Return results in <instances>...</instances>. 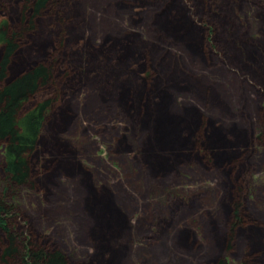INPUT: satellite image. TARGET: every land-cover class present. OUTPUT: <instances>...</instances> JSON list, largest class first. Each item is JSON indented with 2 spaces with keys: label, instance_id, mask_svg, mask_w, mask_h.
<instances>
[{
  "label": "rangeland",
  "instance_id": "374dc122",
  "mask_svg": "<svg viewBox=\"0 0 264 264\" xmlns=\"http://www.w3.org/2000/svg\"><path fill=\"white\" fill-rule=\"evenodd\" d=\"M218 1L53 0L36 32L22 34L9 75L52 63L43 94L59 97L33 154L30 183L5 193L0 141L10 234L27 232L24 239L57 249L68 264H264V79L226 57L225 35L214 39L227 24L216 17L224 12ZM24 2L0 0V18L12 29L24 27ZM236 13L248 36L264 42V0H244ZM245 53L252 72H264L261 53ZM193 104L207 117L191 112ZM166 114L183 117L187 128L167 144L158 136ZM169 149L176 150L174 165L158 156ZM50 151L79 175L48 183ZM190 154L198 161L182 164ZM84 180L123 215L106 237L85 211ZM237 208L249 220L234 230ZM185 230L192 231L188 246L181 244ZM8 240L0 228V252Z\"/></svg>",
  "mask_w": 264,
  "mask_h": 264
},
{
  "label": "trees",
  "instance_id": "16d2710c",
  "mask_svg": "<svg viewBox=\"0 0 264 264\" xmlns=\"http://www.w3.org/2000/svg\"><path fill=\"white\" fill-rule=\"evenodd\" d=\"M24 1L25 2L21 6L22 17L20 18V20L24 22V27L12 29L8 18H0V141L4 142L3 170L6 174L7 184L4 193L5 191L8 192L10 188L30 183V179L32 178V163L34 162L32 161L33 154H39V139L45 130L48 131L49 118L50 120L55 118L54 116L49 117V115L52 107L55 106V101L57 102L58 100L57 97H59L58 95L54 96L53 94H43L44 87L52 84L54 78V66L52 63H38L21 74L13 77L9 75L10 57L18 48L22 34L24 35L26 31L31 30L36 32V20L41 17L46 9H48L49 5L53 4V0ZM218 2L220 3L221 10L224 12L223 14L222 12H216V17H226L227 24L224 29L223 27L221 28L218 35H215V37L213 36L214 39L218 36L220 37L222 34L225 35V42H223V44L227 43L224 44L226 57L229 60L237 62V65L239 63L241 70H251L252 75L260 77V80L264 79V72L260 74H257L256 72L253 73V68L248 66V62L245 60L246 48L257 49L261 53V56L264 57V42L251 39V37L248 36L245 26L239 21L236 10L241 9L244 0H219ZM209 23L214 24L216 23V20L211 18V22ZM155 26L159 27L158 21L154 23V27ZM210 29V35L215 34L214 29L211 27ZM177 30H179V28H177ZM232 45L235 47L233 48ZM109 51L114 55L116 47L110 46L108 48V52ZM111 66L113 65L110 63L106 66L98 64V67L105 69H109ZM149 115L151 114L149 113ZM166 115V121H161L164 134L159 131L158 127L155 130L153 129L154 133L157 130L159 131L158 136H161L160 140H163L162 143L165 144L168 143L166 139L174 137V134L176 135L175 131L181 130L185 133L187 130V128H184L183 126L186 120L182 123L180 122L183 121L184 118L179 117L180 119L178 120L170 114ZM137 120L138 117L136 121ZM175 125H179V128L176 129ZM225 138L224 140H226ZM176 140L179 141L180 138ZM182 141H184V139L179 142L181 149H188L187 146H185V142L182 143ZM169 146L171 147L172 145L170 144ZM169 146L164 145L163 147L165 148ZM204 147L205 146H202L203 149H205ZM171 149L173 148L171 147ZM161 152L163 153L162 150ZM165 152V155L159 153L158 156L169 159H166L168 163H174L177 159L175 156L176 150L169 149ZM48 155L50 158H47ZM181 156H184V154H181ZM45 159L51 160L52 157L50 154H47V156L44 157V160ZM39 160L40 159H37V162H40ZM37 173H39L38 169ZM43 187L45 188L46 184H44ZM87 207L89 210H93L92 214L95 224L97 223L95 227L97 233L99 232L104 235V233L113 230L116 227V224H121L117 222L118 220L115 216L104 215V218H109L108 222L113 221V223L109 226L100 227L98 226V208L92 203H89ZM12 219L14 220L13 213L7 211L2 198L0 197V228L9 233L10 236V240L6 241V245L0 252V260L3 264H68V260L59 253L57 249H51L48 244L39 242L38 239L36 240L33 238L35 241L30 240V242L24 239L23 234L26 235L27 232L16 234L14 233V230L12 231V234H10L11 231L7 224L10 223V220ZM248 220L247 217L241 213L240 208H237L233 222V229L235 230L236 227L244 225L245 223L248 224ZM247 231L249 230L247 229ZM93 236L95 239V234ZM104 237L106 236L104 235ZM109 248L113 249L111 246H109ZM110 262H112V260Z\"/></svg>",
  "mask_w": 264,
  "mask_h": 264
},
{
  "label": "flooded vegetation",
  "instance_id": "af4514ba",
  "mask_svg": "<svg viewBox=\"0 0 264 264\" xmlns=\"http://www.w3.org/2000/svg\"><path fill=\"white\" fill-rule=\"evenodd\" d=\"M189 110L191 112H193V113H199L200 116H202V118L203 117H207V115L205 114V112L197 104H193L192 108H190ZM214 119L215 118H212L210 120L211 121H214ZM184 121L185 120L181 121V123L184 122ZM212 124H214V122H212ZM151 131H152V129L150 127H148L147 133H149ZM57 153L59 155H56L55 153H51L52 154L51 155L52 156V159H51L52 161H51V164L49 165V168H48L51 171V173H52L51 174L52 175V179H50V181L48 183L53 184V185L56 184L55 183L56 181L54 179V178H56V176L66 175L69 178H74L75 176L79 175V171L77 172L76 169H75V167H74L75 164H73L72 167L62 168L61 165L56 162V160H59L60 159L62 153L60 151H57ZM191 154H193V153H191ZM191 154H190V157L188 158L187 161H185V159L181 160L182 164L184 162H190V163H192V161H194V160H195V162L198 161V158L196 156L191 155ZM172 165H174V163ZM150 166H151V169H152L153 166L152 165H150ZM166 167H168V166H166ZM166 167L163 166L162 168H164V169H160V170L166 171L165 170ZM153 168H154V171L157 170L155 167H153ZM87 181H88V179H87ZM87 181L84 180V182L82 183V185L84 187V190H85V195H86L85 196L86 197V199H85V211L87 212V214L92 219H94L93 214H92L93 210H89L88 207H87L89 203H92L94 206H96L98 208L97 209V211H98L97 214L99 216L98 218H104L103 217L104 215H113V216H115L117 218V220H118L117 222L120 223V220H121L120 218L123 217V215L120 213L121 211L120 210H117V209H114L113 208V204H111L109 200H105L106 198L100 196L99 189L95 185L93 186V183L91 182V180L89 181V185H88ZM5 186H6V184H5ZM108 220H109V218H104V221L103 222L102 221L99 222L98 226H100V227L109 226L111 224V221L108 222ZM96 225H97V223H96ZM261 229H259V230L261 231ZM191 232L192 231L185 230V234L184 235L182 234L181 244H183L184 246L185 245L188 246L189 244L192 243L190 241V237H189V234ZM91 238L93 239L92 242L96 244L97 243L96 237H95V239L93 237H91ZM195 239H194V242L196 241L195 244H197L198 241H197V239L196 240ZM248 263H250V260H249Z\"/></svg>",
  "mask_w": 264,
  "mask_h": 264
}]
</instances>
